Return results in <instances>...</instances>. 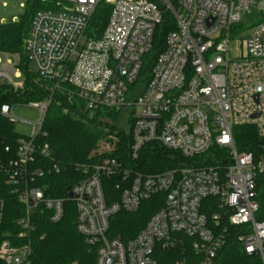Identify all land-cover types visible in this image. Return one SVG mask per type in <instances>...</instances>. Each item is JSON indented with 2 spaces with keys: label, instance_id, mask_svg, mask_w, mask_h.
<instances>
[{
  "label": "built area",
  "instance_id": "built-area-1",
  "mask_svg": "<svg viewBox=\"0 0 264 264\" xmlns=\"http://www.w3.org/2000/svg\"><path fill=\"white\" fill-rule=\"evenodd\" d=\"M42 2L49 8L31 18L23 50L32 71L50 84L51 95L28 104L39 114L29 137L7 142L0 136V176L23 209L14 241L0 243V263L31 264V237L39 223L58 224L65 202L71 201L75 230L94 250V264H157L156 248L176 245L178 235L193 240L192 250L201 258L196 264H215L224 233L213 228L224 219L249 229L238 242L245 254L259 256L264 264V221L255 220L256 179H264V0ZM99 4L107 6L108 16L95 37L90 21ZM0 6L6 3L0 0ZM250 8L259 21L239 40L236 27ZM159 31L161 50L148 58ZM0 55L5 56L0 84L21 89L23 82H13L21 77L17 57ZM147 59L152 63L144 70ZM55 92L89 114L127 112L132 160L149 143L184 159L207 157L212 150L225 156L212 154L214 166L190 164L155 174L130 171L119 159L103 156L80 166L83 177L69 188L71 199L51 197L39 181L52 170L38 166L36 158L50 155L38 139ZM0 115L14 122L8 106ZM237 127L255 130L262 142L256 154L237 150ZM109 179L116 181L114 199L105 190ZM157 195H163L161 207L134 238L109 236L114 215L136 212ZM207 198L215 199L213 228L201 212Z\"/></svg>",
  "mask_w": 264,
  "mask_h": 264
},
{
  "label": "trees",
  "instance_id": "trees-1",
  "mask_svg": "<svg viewBox=\"0 0 264 264\" xmlns=\"http://www.w3.org/2000/svg\"><path fill=\"white\" fill-rule=\"evenodd\" d=\"M23 16L10 23L0 24V52L18 56L17 67L24 76L21 89L12 92L8 87L0 88V109L2 106L29 104L44 101L51 95L50 84L41 80L37 74L29 69V62L23 50L24 40L29 30L33 15L42 9H48L49 5L42 0H27V6ZM29 9V10H28ZM30 12V13H29ZM32 12V13H31ZM108 8L99 4L90 21L91 31H95L97 37L106 24ZM237 28V27H236ZM163 32H158L153 40L148 58L156 55L162 47ZM152 60L147 59L144 70L149 69ZM34 76L36 80H32ZM3 89H10L3 92ZM73 103V102H72ZM69 103L60 92H55L47 108L41 129L39 143L46 144L49 148V158H36V164L52 172L44 175L39 184H45L46 194L55 198H65L66 189L72 187L83 176L80 166L95 162L91 153L96 142L102 138L103 130L99 129L98 120L115 121L119 113L112 111H98L90 117L83 108H75V104ZM101 123V122H100ZM106 126V125H105ZM107 134V133H106ZM109 134V133H108ZM0 136L8 141L16 137L11 130V122L0 115ZM119 140L113 152L104 155L117 158L124 168L143 174L162 173L184 165L196 164L214 166L212 154L216 158L225 156V153L212 150L207 157L184 159L179 153L168 150L158 143H149L141 150L139 157L132 160L128 155L130 137L119 133ZM235 145L238 151L252 152L256 154L262 143L252 127H237L234 129ZM204 160V161H203ZM225 161V160H224ZM54 167L58 172L53 171ZM115 180H104L105 190L115 193ZM114 192V193H113ZM256 201L258 211L255 214L256 221H264V179H256ZM163 195H157L147 201H143L136 212H119L111 218L109 236L122 241H128L145 226L151 216L161 207ZM0 201L3 203V217L0 221V243L4 240L14 241L19 232L17 220L23 213L21 204L11 194L10 188L5 184V179L0 176ZM215 199L203 200L201 212L206 216L208 226L213 228L211 217L216 212L212 206ZM214 231L224 233V242L217 251L215 264H261L257 255L244 253L238 242V237L248 234L245 227L230 226L227 220H222ZM43 236L42 239L40 237ZM178 242L168 249L157 247L155 259L157 264H196L201 258L192 250L193 240L185 236H176ZM95 252L90 249L83 238L75 230V208L71 201L64 204V216L56 225H50L42 220L31 237V264H94ZM1 264V263H0Z\"/></svg>",
  "mask_w": 264,
  "mask_h": 264
},
{
  "label": "rangeland",
  "instance_id": "rangeland-1",
  "mask_svg": "<svg viewBox=\"0 0 264 264\" xmlns=\"http://www.w3.org/2000/svg\"><path fill=\"white\" fill-rule=\"evenodd\" d=\"M2 2L6 3V7L2 8L0 6V22L10 23L17 21L23 16L26 11V8H21L20 5L24 4V7L27 6V0H2ZM42 10H45V8ZM38 11H41V9ZM258 17H260L259 13L252 8L248 9L242 15L241 22L236 28L237 30L241 31L239 36L237 37L239 40L246 38L249 35L253 26L259 21ZM238 45L239 44H234L233 47H237ZM9 59L11 60L12 64L16 63V60L13 57H10ZM0 60L2 61V63H4L5 56L0 55ZM29 69L32 71L31 64H29ZM30 78L32 80H36L35 82H37V79H35L34 76H30ZM13 82H24L23 74H21L20 78H13ZM1 87L2 84H0V88ZM9 91L10 89H3V92ZM12 92L14 93L15 91L12 90ZM10 108L11 118L14 120V122L11 123V130L13 134L16 137H29L32 127L39 118L37 109L31 107L28 104L10 105ZM89 115L90 117L93 116L92 114ZM98 122L101 126L99 127V129L103 130L104 133L102 135V138H100L96 142L95 148L91 153V157L95 158V161L100 157L113 152L119 140V137H117L118 134L123 133L124 135L128 136L132 124V120L127 116V112L119 113L115 121L100 119L98 120Z\"/></svg>",
  "mask_w": 264,
  "mask_h": 264
},
{
  "label": "water",
  "instance_id": "water-1",
  "mask_svg": "<svg viewBox=\"0 0 264 264\" xmlns=\"http://www.w3.org/2000/svg\"><path fill=\"white\" fill-rule=\"evenodd\" d=\"M66 196L71 199L72 198V194L71 192L69 191V188L66 189Z\"/></svg>",
  "mask_w": 264,
  "mask_h": 264
}]
</instances>
